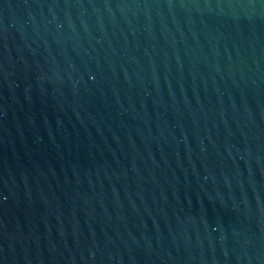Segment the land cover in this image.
I'll return each mask as SVG.
<instances>
[{"label":"water","instance_id":"95a60500","mask_svg":"<svg viewBox=\"0 0 264 264\" xmlns=\"http://www.w3.org/2000/svg\"><path fill=\"white\" fill-rule=\"evenodd\" d=\"M0 264H264V0H0Z\"/></svg>","mask_w":264,"mask_h":264}]
</instances>
